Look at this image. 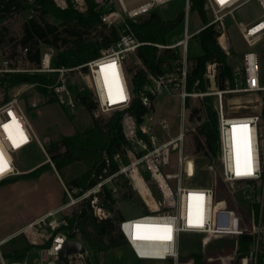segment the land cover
<instances>
[{"label":"built area","instance_id":"2783aa9c","mask_svg":"<svg viewBox=\"0 0 264 264\" xmlns=\"http://www.w3.org/2000/svg\"><path fill=\"white\" fill-rule=\"evenodd\" d=\"M34 1L25 0V3L32 4ZM50 1L61 12L72 9L83 14L87 10L86 0ZM174 1L176 0H91L99 14L101 25L107 29L111 27L119 29V40L110 47L101 50L97 58L73 68H52L50 66L52 50L46 48V51L40 54V64L36 70L55 75V80L46 86L47 91L59 105L72 108L74 99L67 88L66 78L70 73H79L84 75L87 87L96 103L94 117H96V113L106 114L126 109L130 103L129 91L128 100L124 103L111 105L102 101L95 85L94 73L100 63L107 61H112L115 69L123 72L125 57L134 54L137 48L143 45L132 34L128 21L135 22L137 18L146 16L156 8L169 5ZM248 5L256 6L260 11L259 16L247 23L237 22L235 14ZM189 7V0H183V37L170 45L153 44L158 51L168 49L177 54L175 67L169 72L167 69L172 62L164 63L161 66L162 74L149 76L155 85L153 90L150 89L149 92L153 96L155 92H160L161 89L168 92L165 82H177L172 92L179 96L182 109L176 135L158 144L154 136L148 135L144 121L137 124L127 114L122 119V132L126 145L131 146L128 154L134 156L132 167L137 169V166H142L159 191L161 203L155 202L150 193L148 198L155 204L156 209H152L144 199L147 211L138 217L119 220L116 224L117 232L123 238L133 257L140 261L194 264L192 258L181 256L180 247L182 236L195 235L201 237L199 244L201 253H204L212 241L221 242L222 247H229L230 249L227 254L218 253L215 256L206 257L207 263L264 264V136L261 131V123L264 120L261 117V110L247 115L226 114L222 99L225 93L256 94L264 92V87L260 83L257 54L252 50L243 53L240 68L233 70L234 78H238L239 81V84L235 82L233 89L216 90L212 93H195L194 91L188 93L185 89L186 79L192 67V62H190L187 54L188 41L202 29L213 26L218 32L216 42L220 48L219 39L222 35L225 36L224 41L227 42V49L221 48V50L228 57L230 55L229 42L223 20L229 18L234 22L246 46L253 49L264 37V0H223V2L221 0H204L203 9L210 11L213 18L193 33H189L187 29ZM31 17L32 15L28 19ZM176 49H178L177 52ZM26 52V48H21L19 54V57L25 61H27ZM82 68H85V73H82ZM214 69L215 64H208L204 74V77L212 84L215 75ZM17 71L9 68L7 61H3L0 75L2 73H16ZM3 92H7V96L0 102V151L3 153V160L8 164V169L0 174V183L22 174L18 170V157L32 143L38 142L20 100L23 93L21 87L12 86ZM146 93L148 92L145 91L141 94V101L144 106L148 107L149 101ZM194 95L200 97L212 95L215 97L214 110L217 117L218 136L216 160L218 175L222 184L220 187L216 185L197 187L184 184V180H190L194 177V157H198L193 154V157L183 155L185 135L189 132H195L196 127L200 124L196 116L190 118V112L187 113L184 109L185 99ZM148 121H151V118ZM186 121L193 126L185 127ZM158 125L162 130L167 128L165 120H159ZM232 127L247 128L250 151L248 158L240 163V170L243 172L245 169H250L251 175H237V165L234 167L232 164L228 141V133ZM138 131L147 135V138L144 140V138L137 137ZM6 132L12 136V140L19 144L18 147H14L13 143L8 144L6 142ZM119 154L124 155V152L115 154L112 158L114 162L119 158ZM172 154H175L176 158L175 173H162V170L169 165ZM187 160L192 164L191 172H187ZM102 186L103 184L99 182L92 187L97 191L93 192V197L89 201L91 215L97 221L111 218V213L99 204L96 196L101 191ZM79 191L82 197H86L92 190L82 192L80 189ZM65 192L70 202L33 220L16 234L25 236L29 245L35 248L36 257L32 264H60L59 253L64 243L68 240H77L76 237L74 238L68 233L66 229L67 216L63 215V211L77 201H73L70 194L66 190ZM221 193L224 194V200L223 198H216V195ZM165 227L169 231L165 232ZM133 229L141 232L150 231L153 233V237L158 238L143 237L137 239L132 236ZM75 232L72 230L71 233ZM165 236H169L170 239H163ZM242 237H247L246 247L243 250L240 247ZM8 241L10 238L0 240V264H6L1 247ZM84 254L87 255L85 250L84 253L67 255L65 264H90ZM16 263L26 264L25 262Z\"/></svg>","mask_w":264,"mask_h":264},{"label":"rangeland","instance_id":"374dc122","mask_svg":"<svg viewBox=\"0 0 264 264\" xmlns=\"http://www.w3.org/2000/svg\"><path fill=\"white\" fill-rule=\"evenodd\" d=\"M155 11L162 20H172L179 12L183 11V0H176L169 5L158 7ZM204 12L207 22L210 21L213 18V14L208 10H204ZM259 14L260 11L256 6L248 5L235 14V19L237 22L247 23L256 19ZM30 15L33 16V13L27 10L22 13L13 14L9 18L0 20V30L5 29L7 34L4 43L5 45L0 50V68H3V61H7L9 68L18 70L16 73L11 74H39L45 75L49 78L51 73L37 71L34 66L19 57L21 46L18 42L20 40L21 25ZM146 17L147 15L137 18L136 21ZM48 21L50 23L53 22L51 18H48ZM223 25L229 42L230 55L227 57V62L231 67L232 72L235 68H240L243 53L252 50L258 57L260 83L261 86L264 87V37L253 47V49H249L241 39L233 21L229 18H225L223 20ZM187 26L188 32L193 33L203 26V22L195 12L189 11ZM183 29L184 22L181 21L178 27L167 35L168 45L174 44L183 37ZM222 38L223 39L220 41V45L223 49H227V42L224 41L225 36L222 35ZM46 48L47 47L45 46H40V54L45 52ZM187 50L188 58L191 62V58L200 53L196 36L188 41ZM161 51L162 50H160V52ZM175 51L177 52L178 49ZM11 54H13V56L10 58ZM53 54L54 52L52 50V56ZM175 56L176 59L170 63L169 68L167 69L169 72L173 70L177 62L176 60L178 56L177 54H175ZM138 67H140V63L132 54L125 57L123 61V74L125 76L126 85L128 84V80L131 76V73L127 72L128 69H132L134 71L135 68ZM5 75L6 74L2 73L0 78ZM234 81L239 84L238 78H234ZM66 82L67 88L74 99V106L72 108L59 105L56 101L49 102V100L52 99V95H42L37 91L34 84L21 83L15 85L16 87H21V91H23L20 100L25 109L26 116L30 121L38 139V142L32 143L19 155L18 170L21 173H27L42 163H48L51 169L47 170L49 172L34 186H31V183H29L31 178L17 179L22 180V183L14 188H4L2 186L5 184L0 185V238L6 234L16 231L19 227L30 221L34 216L53 207L57 203L58 207L56 209L70 202L65 190L70 194L73 201H77V203L63 211V215L69 218L72 216L73 212L80 209V205L82 204L84 198L92 199L93 192L97 191V189L91 188L89 189L92 190L89 193L90 195L88 194L86 197H82L79 195V193L81 194L79 191L81 188H75L73 185H65L66 182H70L71 184V181L75 179L81 181L82 183L87 181L86 174L93 164V157L91 154H86L78 158L62 169V179H60L62 180L63 187L61 188L55 177L50 173V171L54 168L50 162L49 155L46 152V146L51 143H59L63 137L73 136L77 132H83L89 129L93 119L92 115L82 105L75 101V97L77 95H88L89 100H93V96L87 87L84 75L79 73H70L66 78ZM165 84H167L166 88L168 92L164 89H161L160 92H155L154 100L152 102L153 110L143 119L148 135L154 136L158 144L163 143L176 135L177 128L179 126V115L182 109L179 96L172 92V89H175L177 82H165ZM154 86L153 81H151V84L146 86L144 90L149 93L150 89L153 90ZM208 88V93L216 91L214 83L212 84L210 82ZM5 96H7V92L5 93L3 90H0V102L5 98ZM202 97L197 95L188 97V107L185 106L184 101L185 111L189 113L192 108H198ZM210 98L214 105L215 97L212 96ZM263 98L264 92L256 94L241 92L225 93L222 98L224 111L226 114L233 115L252 114L258 110H262ZM112 113L113 112L106 114L96 113V117L94 118L100 121V125H103ZM150 118L151 121H148ZM159 120H165L167 122V128L165 130H162L158 125ZM190 126L193 125L186 121L185 127ZM261 131L264 136V122L261 123ZM136 135L137 137L144 138V140L147 138V135H143L139 131ZM196 136V131L189 132L185 135L183 141L184 156L193 157L192 154L195 148L194 138ZM130 150L131 146L125 145L123 147L124 155L119 154V158L116 159L115 163L118 167V173L115 176L102 179L98 177L97 180V183L101 182L107 190L111 191L113 198L115 199L113 214H111V218H116L114 219L115 221L120 217L124 219L138 217L147 211L143 198L133 188L130 173L131 169L134 168L132 167L134 156L128 154ZM64 151L65 149L60 146L59 152L62 153ZM176 166L175 154H172L169 165L162 170V173L173 174L176 171ZM210 166L212 168H209ZM194 168V177L190 180H184L185 185L197 187H213L215 185L220 187L222 185L218 175V163L216 158L211 162H208L203 157H194ZM137 171L151 193V197L155 200V202L161 203L159 191L141 165L137 166ZM216 198H223L224 200V194L221 193ZM87 230L91 232L92 228L88 227ZM140 233H142L140 237L145 235V232L140 231ZM112 234L113 236H116L117 233L114 230ZM132 234H135V232H132ZM134 237H136V235H134ZM13 238V240L8 241L1 247V251L4 256L17 251L19 248H24L29 245L28 239L21 234H18ZM76 239L83 244L90 264H171L170 261L136 260L126 244L105 251L96 252L95 250L87 247L79 236H76ZM200 240L201 237L195 235L182 236L180 247L181 256L187 257L191 252L201 253L199 245ZM102 241L106 242L105 239ZM229 252V247H222L221 242L212 241L207 246L204 253H201L203 256L201 264H205V259L208 256H215L218 253L227 254ZM28 253L29 255L25 260H23V262L31 264L32 260L36 257L35 248L30 247ZM5 262L6 264H17L16 261L7 257H5Z\"/></svg>","mask_w":264,"mask_h":264},{"label":"trees","instance_id":"16d2710c","mask_svg":"<svg viewBox=\"0 0 264 264\" xmlns=\"http://www.w3.org/2000/svg\"><path fill=\"white\" fill-rule=\"evenodd\" d=\"M189 11L195 12L203 22L207 23V18L203 10L204 0H189ZM87 10L80 14L72 9L61 12L50 0H35L32 4H26L25 0H1L0 20L6 19L16 13L27 10L33 12V16L25 20L20 29V40L18 44L21 48H26V60L35 68L40 64V46H45L53 50L51 58L52 68H73L97 58L100 51L110 47L119 40L118 28H105L101 25L99 14L95 10L91 0H86ZM183 11L179 12L172 20H162L155 10L151 11L146 18L132 22L128 21L130 30L136 40L143 43L132 54L140 63V67L128 69L131 73L128 80V91L130 103L128 107L121 111H115L108 120L100 125V121L94 118L93 113L96 103L89 100L88 95H77L75 101L82 105L91 115L92 123L89 129L77 132L73 136L61 138L59 143H51L46 146L53 168L62 179V169L77 160L78 158L91 154L93 164L86 174L87 181L82 183L79 180L66 182L65 185H73L81 188L82 192L89 190L96 185L99 178H107L118 172L117 164L113 161V156L123 151L126 141L122 132V119L125 114L131 116L137 124L142 123L143 118L153 110L152 102L154 96L146 93L149 106H144L141 101V94L144 88L151 84L149 76L162 74L161 66L164 63L172 62L176 59L175 53L164 49L161 52L153 44L168 45L167 35L173 32L183 21ZM48 18L53 20L52 23ZM99 26V29H98ZM6 30H0V50L5 45ZM200 53L191 58L192 67L186 79L185 89L188 93H208L210 81L204 77L206 66L215 64V75L213 83L215 89L224 91L235 88V81L231 67L227 62V57L222 52L216 42L218 32L213 26H207L197 35ZM223 38L219 39L220 41ZM221 46V45H220ZM13 56L11 54L10 58ZM85 73V68L81 69ZM55 80V75L50 74L49 78L39 74H6L0 78V90H6L21 83L34 84L37 91L42 95H49L46 86ZM51 95V94H50ZM212 95H205L200 100L198 108L190 110V118L196 116L200 124L196 127L195 148L193 155L200 156L211 162L217 156V117L214 110ZM185 99V106L187 105ZM55 101L52 97L49 102ZM261 117L264 120V98L262 101ZM202 119V120H201ZM200 139V140H199ZM60 146L65 149L59 152ZM51 169L48 163H43L32 171L21 174L11 180L1 182L0 185L13 183L19 178H38L43 172ZM80 195V193H79ZM99 204L113 214L115 199L110 190L102 186L101 191L96 195ZM218 197V194L216 195ZM90 198L83 199L80 209L73 212L72 216L66 217L68 223L66 229L72 237L79 236L80 239L92 250L96 252L116 248L125 244L123 238L117 232V222L120 217L107 218L97 221L91 215L89 206ZM92 228L89 232L87 228ZM75 230V233H71ZM116 236H113V231ZM105 239L106 242L102 240ZM247 237L240 239L241 249H245ZM31 245L23 249L5 255L16 262L22 261ZM194 260V264H201L202 254L191 252L187 256Z\"/></svg>","mask_w":264,"mask_h":264},{"label":"bare ground","instance_id":"6f19581e","mask_svg":"<svg viewBox=\"0 0 264 264\" xmlns=\"http://www.w3.org/2000/svg\"><path fill=\"white\" fill-rule=\"evenodd\" d=\"M98 66L99 67L94 73V81L99 91L101 100L108 102L111 105L124 103L126 100H128L129 94L123 72L120 70H116L112 61L102 62ZM234 128L235 131H233ZM5 140L8 144L13 143L12 136L8 132H6ZM228 141L230 146L231 161L233 166L235 167L237 165L236 161L238 152L240 163L249 156L250 149L248 144L249 139L247 128L232 127L228 133ZM186 162L187 172H191L192 164L189 160H187ZM130 177L132 180L133 188L143 198V201L145 199V202H147L152 209H156L155 204L148 198V196H150V192L136 168L131 169ZM134 232L135 234H132L133 237L134 235L141 236L142 234L139 230L133 229V233ZM143 236L147 238H158L153 237L154 235H152V232L150 231H145V235ZM158 236L160 237V235Z\"/></svg>","mask_w":264,"mask_h":264},{"label":"crops","instance_id":"0c3cea01","mask_svg":"<svg viewBox=\"0 0 264 264\" xmlns=\"http://www.w3.org/2000/svg\"><path fill=\"white\" fill-rule=\"evenodd\" d=\"M32 126V125H31ZM33 128V127H32ZM34 130V129H33ZM43 164V163H42ZM38 167V166H37ZM32 171V170H31ZM30 172V171H29ZM49 171H45V172H43L38 178H36V179H30L29 180V183H31L30 185L31 186H34V185H36L39 181H41L42 179H43V177L48 173ZM28 173V172H27ZM50 173L55 177V179L57 180V182L59 183V186H60V188L61 187H63V183H62V180L60 179V177H59V175H58V173L55 171V169H52L51 171H50ZM20 183H22V180H17V181H15V182H13V183H6L5 185H3L2 187H4V188H14L15 186H17V185H19ZM58 202V201H57ZM58 207V203L56 204V205H54L53 207H51V208H49V209H47V210H45V211H43V212H41V213H39L38 215H36V216H34L30 221H28L27 223H25L24 225H22L21 227H19L16 231H13V232H11V233H9V234H6V235H4L3 237H1L0 238V240L1 239H4V238H10V241L11 240H13L14 238V236H16V234L23 228V227H25L27 224H29L30 222H32L33 220H35V219H37V218H39L40 216H42V215H44L45 213H47V212H49V211H52V210H54V209H56ZM143 237H145V236H143ZM21 249H23V248H19L18 250H21ZM17 250V251H18ZM29 255V253H27V255H26V257L23 259V260H25L26 258H27V256ZM23 260L22 261H20V262H23ZM34 260V259H33ZM33 260H32V262H31V264L33 263ZM205 264H211V263H207V262H205Z\"/></svg>","mask_w":264,"mask_h":264},{"label":"water","instance_id":"95a60500","mask_svg":"<svg viewBox=\"0 0 264 264\" xmlns=\"http://www.w3.org/2000/svg\"><path fill=\"white\" fill-rule=\"evenodd\" d=\"M22 174H26V173H22ZM74 253H84L83 244L78 240L66 241L59 253L60 264H65L66 256ZM84 255L85 258L88 259V256L86 254Z\"/></svg>","mask_w":264,"mask_h":264},{"label":"snow or ice","instance_id":"6c2138e0","mask_svg":"<svg viewBox=\"0 0 264 264\" xmlns=\"http://www.w3.org/2000/svg\"><path fill=\"white\" fill-rule=\"evenodd\" d=\"M221 2H223V0H221ZM5 127L7 128V126H5ZM233 131H235V128L233 129ZM21 142H23V139H21ZM13 146L18 147L19 144L15 140H13ZM236 163H237V168H236V174L237 175H251L250 169H245L243 172L240 170L239 152L237 153ZM7 169H8V164L6 161L3 160V153H2V151H0V174H3ZM197 199H199V197H197ZM189 223L191 225V219L189 220ZM164 231L167 232V231H169V229L167 227H165ZM136 238L141 239L143 237H140L139 235H137ZM163 239H170V237L165 236V237H163Z\"/></svg>","mask_w":264,"mask_h":264}]
</instances>
